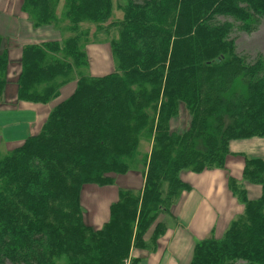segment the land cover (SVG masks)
<instances>
[{"label":"trees","instance_id":"obj_1","mask_svg":"<svg viewBox=\"0 0 264 264\" xmlns=\"http://www.w3.org/2000/svg\"><path fill=\"white\" fill-rule=\"evenodd\" d=\"M111 7L21 0L17 11L0 9L18 29L54 34L16 44L0 33V108L50 105L41 124L0 150V264H51L55 255L68 264H125L131 249L156 246L166 230L161 214L199 187V173L225 168L236 153L241 175L228 172L227 188L244 211L220 236L197 239L189 264H264V156L231 149L264 140V51L247 59L233 36L257 31L264 0H126L122 17ZM98 42L114 61L102 75L89 73L109 65L100 47L90 62L87 46ZM9 51L20 66L16 91ZM68 83L75 85L64 99ZM129 171L140 174L138 187L117 188ZM185 171L198 175L187 181ZM243 179L258 188L253 198ZM86 184L104 194L116 187L99 228L84 221Z\"/></svg>","mask_w":264,"mask_h":264},{"label":"crops","instance_id":"obj_2","mask_svg":"<svg viewBox=\"0 0 264 264\" xmlns=\"http://www.w3.org/2000/svg\"><path fill=\"white\" fill-rule=\"evenodd\" d=\"M14 23V20L10 17L1 15L0 33L3 35L7 33L12 35L16 44H19L17 43V39L23 36L24 27L21 29L16 28V30L9 32L10 26L15 25ZM30 40V37L24 39L26 43ZM70 87L72 91L74 86ZM63 90L64 88H62V91ZM19 108H27L28 110L21 113L22 110H18ZM49 108L50 105H34L22 102L19 103L18 107L15 106L14 109H12V107H5L4 110L0 108V147L6 132L15 131V138H20L22 136V130L25 131L30 128L32 126L31 123L37 121L41 124L43 122ZM32 109H35V113L30 111ZM252 141L253 142H232L231 149L233 151H236V149L241 151V149L246 147L250 150L249 145L251 143L255 144L251 147L261 149V145L264 144L256 142V140ZM16 142L17 141H15V145ZM260 156H264V152L260 154ZM231 172L236 174V171ZM240 173H238V177H240ZM136 175L137 174L133 172L132 176L128 178L125 176L128 182L125 184L121 182V185L116 183L119 177L116 178V187L137 188L140 184V180L138 184L135 185L136 179L134 177H136ZM220 175L221 172H216L214 170L201 174L200 179L202 182L199 184V187L196 189L193 188L192 191L184 192L181 195L179 201L171 209L172 215L161 214V220L165 224L166 230L165 233L158 238L156 246H154L153 249L150 248V250L131 249L129 257L125 260V264H133L131 258H138L134 264H189L193 245L197 239L207 236L211 231H214L215 235L220 236L227 228L226 226H228L232 214L236 213V205L232 199L228 203H225L228 201L225 193L227 180L224 175ZM116 187H109L105 194L101 191V188L92 187L90 189L91 195L96 196H92V198L96 199L99 197L98 205L105 206V208L103 207L101 210L102 212L96 213L95 217L91 215L89 223L87 224L97 227L108 219V206L117 198V193H114ZM198 188L199 192L196 191ZM220 190L221 196L219 195ZM97 219H99V221H96ZM145 239L147 240L148 236H145Z\"/></svg>","mask_w":264,"mask_h":264},{"label":"rangeland","instance_id":"obj_3","mask_svg":"<svg viewBox=\"0 0 264 264\" xmlns=\"http://www.w3.org/2000/svg\"><path fill=\"white\" fill-rule=\"evenodd\" d=\"M125 4H126V0H112L111 10H112L113 17L114 16L115 17H117V16H121L122 17V10L119 7H122ZM8 5L10 6L8 11H10V12L11 11H17L20 8L21 0H0V9L1 10L6 11V9H7L6 7ZM58 10L59 11L61 10V6L58 7ZM111 29H112V27H109V31L110 32H111ZM14 30H16V26L15 25H11L9 32H12ZM92 30L93 29L91 28V31ZM263 31H264V20L261 23V25L258 27L257 31H255L254 33H251L249 35L241 33V32H238L237 30H235L233 32V36L236 37V43H237V46H238L237 49L243 55H245L247 57V59H252V57L255 56V53L264 51ZM45 33H47L50 36V38L54 37V34L51 33L48 28H41V29H38V30H31L30 25L29 24H25L24 31H23V36L20 37L19 39H17V43H19V44L26 43L24 41V39L28 38V37H30V39H31L30 41H35L37 39V35H43ZM115 35H116V33L112 32V33H110L109 37H114ZM98 37L99 38H103V37H105V34L101 32L98 35ZM20 39H22V40H20ZM99 47L102 50H104V54L108 55V58L103 59V60L106 63H108L109 65L111 63V68H109V65H107L106 68H102V66L100 67L98 65L95 66V67L92 66L90 68V70H89V73H91V74L102 75V74H104L106 72L112 71L113 68H114V61L112 60L108 43H105V42H102V43H99V42L98 43H91V44H89L87 46L88 55L91 57L90 58V62H92V58H94L96 56H100V54L97 51V49H99ZM13 51L14 50H12V52ZM9 52L10 53H9L8 80L11 83H8V86H9V91H11V88H12V91H13V87H15V91H16L17 90V86L13 83V81H15V79H16V76L13 74V72L15 70H17L18 68H20V66L18 65L17 62H15L11 51H9ZM72 91H71L70 84L69 83L65 84L64 85V90L62 91L63 94H64L63 98L64 99L67 98L70 95V93H72ZM15 134H16L15 131L6 132L4 140H3L2 145H1V147H3V148L0 147V150H4L5 151L6 149H11L12 147H15V141L17 139V138H15ZM0 140H1V137H0ZM241 142H253V141H241ZM256 142L264 143V140L258 139V140H256ZM6 143H8V145H6ZM252 145H255V144L251 143L249 145V149L250 150H248V148H246V147L241 149V150L245 151L244 153H245V156L247 158L250 157V155L260 156V154H263V152H264V144L261 145V149H255L254 147H251ZM141 148H146L145 147V143H141ZM236 155H237V153H236ZM236 155L229 154L228 157L226 158L225 168H217V169H214V171L221 172L220 176L224 175L226 179H227V173L228 172L229 173H233V172L227 170L228 167H231L232 171H236V174L240 173L242 161ZM239 164H240V166H239ZM210 171L211 170H205V171H203L202 173H199V174L208 173ZM133 172L129 171L127 173V175L125 174V175H123V177L120 176L119 180L116 183L118 185H121V182H123V184L127 183L128 181H126L127 180L126 177L128 178V177L132 176ZM136 172H138V171H136ZM185 172H187V176H185V179L187 181H188V178L192 180L193 177L198 175L197 173H193V172L190 173V171H185ZM136 174H137L136 177H134L136 179L135 185L138 184V181L140 180V177H141L139 173H136ZM240 175H241V173H240ZM250 184L251 183H249V182L247 183V181H245L244 179L242 180V183H241V185L245 186V188L247 189L249 197L253 198V195L257 194L258 188L256 186H252ZM92 186H95V185L94 184H86V185H84V187L82 189V193H81V203H82V206H83L84 221L86 223H89V219H90L91 215L93 217H95L96 213L102 212L101 210L103 209V207L105 208V206H99L98 205L99 204V197H97L96 199L92 198L93 195H91V192H90V188ZM216 187H218V186H216ZM192 190H193V188L190 191H192ZM196 191L199 192V188ZM114 193H117V192L114 191ZM225 193H226V196H227V199H228V201H226L225 203H228L232 199L234 204L236 205V213L232 214V216L230 218V221H231V219L236 218V217H238L239 214L243 213V211H244L243 210V205L236 199V197L234 195L231 194V192L227 188V185L225 186ZM219 195L221 196V190H220ZM93 197H96V196H93ZM238 206H239V208H238ZM165 215H167V214H165ZM169 215H172V214L170 213ZM96 221H99V219H97ZM101 226L102 225L97 226L95 228H99ZM148 250H150V249H148ZM51 264H68V259H67L66 256H63V255H55L51 259Z\"/></svg>","mask_w":264,"mask_h":264}]
</instances>
